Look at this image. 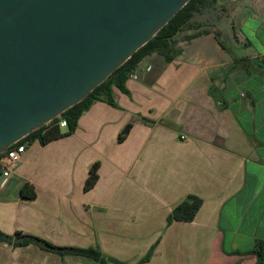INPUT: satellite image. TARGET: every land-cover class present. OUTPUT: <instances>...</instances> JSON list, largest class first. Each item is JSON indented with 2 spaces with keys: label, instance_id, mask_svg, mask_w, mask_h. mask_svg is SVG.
I'll use <instances>...</instances> for the list:
<instances>
[{
  "label": "crops",
  "instance_id": "1",
  "mask_svg": "<svg viewBox=\"0 0 264 264\" xmlns=\"http://www.w3.org/2000/svg\"><path fill=\"white\" fill-rule=\"evenodd\" d=\"M215 7L195 16L210 31L178 41L173 61L147 55L128 92L113 87L119 106L96 101L73 134L28 144L8 178L2 166L1 231L98 245L128 264L153 245L142 264H264V0ZM95 162L99 178L85 190ZM189 194L203 199L195 219L168 225ZM0 264L98 263L3 241Z\"/></svg>",
  "mask_w": 264,
  "mask_h": 264
},
{
  "label": "water",
  "instance_id": "2",
  "mask_svg": "<svg viewBox=\"0 0 264 264\" xmlns=\"http://www.w3.org/2000/svg\"><path fill=\"white\" fill-rule=\"evenodd\" d=\"M190 1L0 0V154L83 101Z\"/></svg>",
  "mask_w": 264,
  "mask_h": 264
},
{
  "label": "trees",
  "instance_id": "3",
  "mask_svg": "<svg viewBox=\"0 0 264 264\" xmlns=\"http://www.w3.org/2000/svg\"><path fill=\"white\" fill-rule=\"evenodd\" d=\"M218 0H191L186 6H184L171 20L170 22L160 30L157 36L150 40L146 45L141 47L135 54L121 67H119L110 78L98 86L89 96H87L83 101L79 102L69 110L65 111L60 118L54 119L51 123L41 127L40 129L29 134L23 140L18 143H32L35 140H40L42 144H47L48 142L55 140L59 137L73 134L78 126V122L83 113H85L96 101L104 100L109 102L114 106H119L114 98L113 87L117 86L121 90L128 92L126 81L129 75L137 68L140 61L147 55L157 53L164 58L166 63H170L174 58L181 53V48L176 47V44L180 40H190L202 33H208L209 29H202L196 33L185 35L180 39H172L171 37L182 29L197 27L199 25L195 21L196 15H201L206 13L211 8L213 9ZM215 35L224 46L222 40L220 39L221 32L216 31ZM65 120L66 126L61 127L60 121ZM143 120L148 121V118H143ZM132 123H129L119 134V141H123L128 135ZM14 147V146H13ZM2 154H0V159ZM100 162H95L89 171V176L85 183V190L92 188L98 178ZM2 164L0 163V170ZM31 188V190H29ZM21 195L26 200H33L36 197V192L33 186L25 184L21 188ZM203 199L195 194H189L183 201L176 205L170 212L167 218V224L170 225L174 221H193L201 208ZM13 242L22 244L29 242H36L45 248L58 251L61 255H74L78 257H84L95 260L98 264H128L126 261L119 258L113 257L106 254L102 249L97 246H58L46 239L38 236L25 234L23 232H16L14 234H8L0 230V242ZM155 245H153L148 252V254L138 263L142 264L144 261L148 260L153 251ZM264 250V241L258 243L257 252L261 256Z\"/></svg>",
  "mask_w": 264,
  "mask_h": 264
},
{
  "label": "built area",
  "instance_id": "4",
  "mask_svg": "<svg viewBox=\"0 0 264 264\" xmlns=\"http://www.w3.org/2000/svg\"><path fill=\"white\" fill-rule=\"evenodd\" d=\"M129 77L131 78H137V74L132 72ZM60 126L64 127L66 126V121L61 120ZM182 138H186V135H182ZM28 143H16L13 146H11L6 152L2 154V157L0 159V163L3 166V176L5 178H8L12 166L21 158V156L26 152Z\"/></svg>",
  "mask_w": 264,
  "mask_h": 264
},
{
  "label": "rangeland",
  "instance_id": "5",
  "mask_svg": "<svg viewBox=\"0 0 264 264\" xmlns=\"http://www.w3.org/2000/svg\"><path fill=\"white\" fill-rule=\"evenodd\" d=\"M216 4H219V3L217 2ZM214 8H216V7L214 6ZM230 42H231V41H230ZM230 42H228L227 38L225 37V43H226L227 45H229V46L232 48L233 45H232ZM238 49H239V48H238ZM233 50H235V48H233Z\"/></svg>",
  "mask_w": 264,
  "mask_h": 264
}]
</instances>
